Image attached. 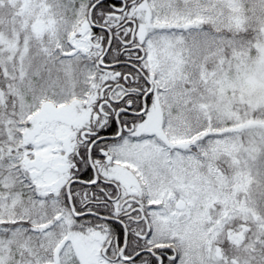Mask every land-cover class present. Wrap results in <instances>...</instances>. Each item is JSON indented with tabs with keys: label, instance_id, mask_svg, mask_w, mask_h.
<instances>
[{
	"label": "snow or ice",
	"instance_id": "obj_1",
	"mask_svg": "<svg viewBox=\"0 0 264 264\" xmlns=\"http://www.w3.org/2000/svg\"><path fill=\"white\" fill-rule=\"evenodd\" d=\"M0 264H264V0H0Z\"/></svg>",
	"mask_w": 264,
	"mask_h": 264
}]
</instances>
